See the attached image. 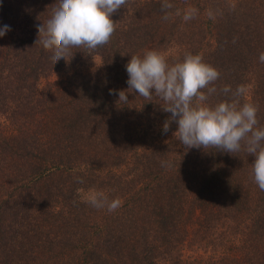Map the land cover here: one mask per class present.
<instances>
[{
    "label": "trees",
    "instance_id": "16d2710c",
    "mask_svg": "<svg viewBox=\"0 0 264 264\" xmlns=\"http://www.w3.org/2000/svg\"><path fill=\"white\" fill-rule=\"evenodd\" d=\"M161 3L128 0L107 45L53 65L35 42L56 0H0L11 28L0 37V264H264L255 156L187 150L176 123L162 132L171 114L156 97L110 94L128 89L131 55L155 50L174 65L199 54L220 72L208 103L243 85L241 104L264 126V0H169L168 20ZM188 8L198 12L185 21ZM94 55L93 69L50 78ZM93 192L120 207H92Z\"/></svg>",
    "mask_w": 264,
    "mask_h": 264
},
{
    "label": "clouds",
    "instance_id": "9594fccd",
    "mask_svg": "<svg viewBox=\"0 0 264 264\" xmlns=\"http://www.w3.org/2000/svg\"><path fill=\"white\" fill-rule=\"evenodd\" d=\"M127 2L56 0L50 18L36 25L38 39L35 44L52 53L50 59L53 65L62 58L70 61L72 49L91 54L110 42L116 30L113 14L124 8ZM173 7L169 0H162L161 9L166 13L164 20L170 18L171 13L167 10ZM197 12L196 8H188L183 13V19L189 21ZM176 14L180 15L179 10ZM10 30L9 25H4L0 28V37ZM259 61L264 63V52L260 53ZM126 71L128 89H121L118 93L110 90V94H118L117 103L127 105L129 92L148 102H155L153 97H156L162 110L171 114L165 120L162 132L168 133L171 125L176 123L178 128L173 137L187 150L194 147L206 151L215 149L234 155L243 146L247 154L255 156L252 163L254 181L264 191V126L259 125L256 105L249 102L241 104L240 98L246 94L243 85L234 91L231 86L225 85L222 91L226 95L231 92L232 99L209 104V97L217 92L214 85L220 78V72L206 63L201 55L192 53L186 54L182 62L169 65L162 53L149 50L143 56L131 55ZM162 166L170 167L171 163L165 161ZM77 182L82 181L78 178ZM85 202L98 209L107 207L109 212L115 211L121 204L119 199L109 201L102 192L89 194Z\"/></svg>",
    "mask_w": 264,
    "mask_h": 264
},
{
    "label": "rangeland",
    "instance_id": "374dc122",
    "mask_svg": "<svg viewBox=\"0 0 264 264\" xmlns=\"http://www.w3.org/2000/svg\"><path fill=\"white\" fill-rule=\"evenodd\" d=\"M99 62H100V58L96 55L82 57L77 62L74 63L67 62L61 70L53 72L50 78L54 79L64 76L66 73L71 72L75 68H80L83 70L93 69L95 65L99 64Z\"/></svg>",
    "mask_w": 264,
    "mask_h": 264
}]
</instances>
